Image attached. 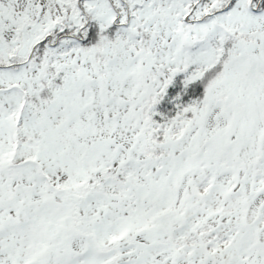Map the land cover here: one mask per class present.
I'll return each instance as SVG.
<instances>
[{
    "label": "snow or ice",
    "instance_id": "6c2138e0",
    "mask_svg": "<svg viewBox=\"0 0 264 264\" xmlns=\"http://www.w3.org/2000/svg\"><path fill=\"white\" fill-rule=\"evenodd\" d=\"M0 264H264V0H0Z\"/></svg>",
    "mask_w": 264,
    "mask_h": 264
}]
</instances>
